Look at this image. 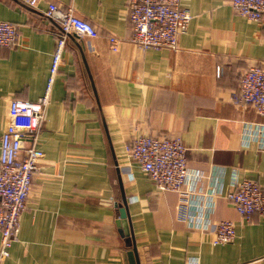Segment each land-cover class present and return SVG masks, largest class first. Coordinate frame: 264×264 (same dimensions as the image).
<instances>
[{
    "label": "crops",
    "instance_id": "crops-1",
    "mask_svg": "<svg viewBox=\"0 0 264 264\" xmlns=\"http://www.w3.org/2000/svg\"><path fill=\"white\" fill-rule=\"evenodd\" d=\"M231 1L181 0L193 18L178 48L144 49L130 40L129 0H0V19L18 30L15 45L0 47V142L9 100L45 92L60 35L49 4L72 6L99 33L67 36L39 134L45 157L4 264H264V214L244 218L226 197L235 172L264 186V116L233 99L244 70L264 66V23ZM137 132L183 140L198 173L193 219L181 216L179 192L127 159ZM220 220L237 236L215 245L209 228Z\"/></svg>",
    "mask_w": 264,
    "mask_h": 264
},
{
    "label": "built area",
    "instance_id": "built-area-1",
    "mask_svg": "<svg viewBox=\"0 0 264 264\" xmlns=\"http://www.w3.org/2000/svg\"><path fill=\"white\" fill-rule=\"evenodd\" d=\"M35 6L39 0H24ZM236 12L256 22L264 23V0H232ZM45 15L60 28L50 67L45 92L37 100L12 97L8 105L7 124L0 142V264L10 256L11 247L18 239L21 216L27 208L33 186V176L40 169L45 157L39 146V134L45 119L53 84L63 61L67 36L96 37L98 30L90 21L76 14L74 8H63L50 3ZM128 17L133 23L130 40L144 49L178 48L179 35L185 32L193 18L191 10L181 0H129ZM17 26L0 19V47H11L17 43ZM111 48L117 50L121 38H109ZM236 103L252 105L264 116V66L253 65L244 70L240 86L233 93ZM255 128L262 133V126ZM249 128V127H247ZM246 139L253 136V128L245 131ZM124 152L129 161H135L162 190L179 192L181 216L193 219L190 201L193 191L189 187L191 178L197 175L188 166L187 148L180 137L155 136L137 132L125 144ZM227 199L238 213L249 219L255 213L264 214V186L255 179H240L234 175ZM203 229H206L205 227ZM208 229V228H207ZM211 242L227 244L235 240L237 233L232 220H220L209 228Z\"/></svg>",
    "mask_w": 264,
    "mask_h": 264
},
{
    "label": "water",
    "instance_id": "water-1",
    "mask_svg": "<svg viewBox=\"0 0 264 264\" xmlns=\"http://www.w3.org/2000/svg\"><path fill=\"white\" fill-rule=\"evenodd\" d=\"M120 206V219H121V224L123 225V227L125 228V236H130V231L128 228V214H127V209L126 207H123L122 204L119 205Z\"/></svg>",
    "mask_w": 264,
    "mask_h": 264
}]
</instances>
